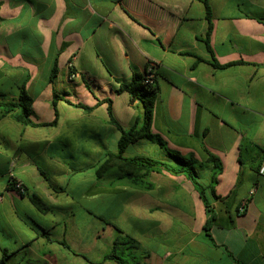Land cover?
Wrapping results in <instances>:
<instances>
[{
    "label": "crops",
    "instance_id": "obj_1",
    "mask_svg": "<svg viewBox=\"0 0 264 264\" xmlns=\"http://www.w3.org/2000/svg\"><path fill=\"white\" fill-rule=\"evenodd\" d=\"M148 65L151 138L122 157L192 158L207 170L198 173L204 187L208 154L216 157L208 232L185 177H129L111 158L120 132L108 108L125 130L142 122L140 100L118 91ZM21 88L31 120L56 123L22 126L0 113L5 264H117L104 259L110 253L127 264H264V0H0V100ZM32 195L52 210L39 212ZM79 196L92 211L77 212Z\"/></svg>",
    "mask_w": 264,
    "mask_h": 264
},
{
    "label": "trees",
    "instance_id": "obj_2",
    "mask_svg": "<svg viewBox=\"0 0 264 264\" xmlns=\"http://www.w3.org/2000/svg\"><path fill=\"white\" fill-rule=\"evenodd\" d=\"M207 16L209 18V11L207 9ZM210 27L208 28L207 35L209 33ZM206 44H208L207 40H205ZM211 65L215 68H226L230 65L219 66L214 60H212ZM56 65H54V69L50 76V81L53 80L56 76ZM144 75L143 76H135L133 81L129 85H124L120 88L118 92L126 91L132 94L134 97L138 98L143 106V119L142 122H135L134 126L130 129H123L120 124L113 118L111 109L108 108V115L110 117V122L114 125L120 132V138L118 141V152L116 155H111L114 161H117V167L120 169L122 173L126 176H133L137 173H150L152 171H165L171 175L175 176H183L185 177L193 186V188L198 193L202 204L206 210L208 215V219L205 225L206 232L209 231V228L214 220L213 210L211 208L210 201L216 200L218 197L215 195L214 186L216 183L217 175L222 171V166L219 160L208 154L207 163L212 165L213 174L210 178V184L208 187H204L200 182V177L197 172V168L199 167L198 163L194 161L192 158L181 157L176 154H169L172 163H164L160 161H156L147 157H134L130 159H125L122 157L125 148L143 138H151L150 136V126L153 115L154 108V100L156 95V83L153 86H147L144 83ZM79 108H82L85 111H90L91 109L85 107L83 105H76ZM53 107L55 108V102H53ZM0 113L2 115L13 116V119L22 126H30V127H45L52 126L56 122L54 121L51 124H36L31 120L32 116V99L26 93L24 88H21L16 100H0ZM56 116V114H55ZM31 204L41 213L50 212L52 209L45 205L41 199L37 196L32 195L29 198ZM66 248H68L65 242L62 243ZM8 254L5 252L2 253V258L0 260V264H5ZM105 260H113L117 264H127L119 257H117L114 253L107 254L104 257Z\"/></svg>",
    "mask_w": 264,
    "mask_h": 264
},
{
    "label": "built area",
    "instance_id": "obj_3",
    "mask_svg": "<svg viewBox=\"0 0 264 264\" xmlns=\"http://www.w3.org/2000/svg\"><path fill=\"white\" fill-rule=\"evenodd\" d=\"M74 77H75L74 74L69 75V79H72ZM155 79H156L155 70L153 66L148 65L144 72V82L143 83L147 86H153L155 84ZM257 174L260 178H264V159L262 160V162L260 163L257 169ZM10 177L11 179L8 183L10 185V188H12L13 191H15L18 195L23 196L25 194V189L22 186V184L14 180L11 174H10Z\"/></svg>",
    "mask_w": 264,
    "mask_h": 264
},
{
    "label": "rangeland",
    "instance_id": "obj_4",
    "mask_svg": "<svg viewBox=\"0 0 264 264\" xmlns=\"http://www.w3.org/2000/svg\"><path fill=\"white\" fill-rule=\"evenodd\" d=\"M203 170L205 172H207V170H204V167H200L197 168V172L199 173L200 170ZM201 182L207 184L208 182L204 179L200 180ZM75 207L77 209V212H82L84 209L85 210H91L93 209V203L90 197H85V198H81L80 196L77 197L76 199V203H75Z\"/></svg>",
    "mask_w": 264,
    "mask_h": 264
}]
</instances>
